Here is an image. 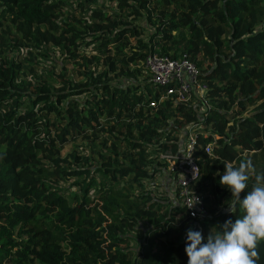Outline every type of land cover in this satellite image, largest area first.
I'll use <instances>...</instances> for the list:
<instances>
[{"label": "trees", "instance_id": "16d2710c", "mask_svg": "<svg viewBox=\"0 0 264 264\" xmlns=\"http://www.w3.org/2000/svg\"><path fill=\"white\" fill-rule=\"evenodd\" d=\"M150 53L192 61L206 103L163 97ZM187 127L197 221L146 184ZM249 159L264 173V0H0V264H187V229L242 215L219 180Z\"/></svg>", "mask_w": 264, "mask_h": 264}, {"label": "clouds", "instance_id": "9594fccd", "mask_svg": "<svg viewBox=\"0 0 264 264\" xmlns=\"http://www.w3.org/2000/svg\"><path fill=\"white\" fill-rule=\"evenodd\" d=\"M219 184L234 198L227 206L230 212L238 205L242 215L234 222L226 220L215 235L210 231L206 238L199 230L187 229V264H257L258 246L264 242V173L257 172L250 159L238 166L226 162ZM241 193L246 195L241 198ZM196 203L195 198L190 208Z\"/></svg>", "mask_w": 264, "mask_h": 264}, {"label": "built area", "instance_id": "2783aa9c", "mask_svg": "<svg viewBox=\"0 0 264 264\" xmlns=\"http://www.w3.org/2000/svg\"><path fill=\"white\" fill-rule=\"evenodd\" d=\"M148 75L150 82L155 87L164 90V96H173L176 102H182L191 95L201 102L206 103L204 97L206 86L198 78V70L194 63L184 55L179 58H170L156 53H150L139 63ZM150 105H153L151 102ZM207 107L202 106V109ZM210 151V145L204 147V152ZM167 153V152H164ZM160 154L168 162V173L171 175L172 192L189 216L194 221L208 218L209 214L203 204V196L191 191L190 186L198 174V165L194 156V134L191 127L183 133L179 149L176 154ZM174 163L173 165H170ZM171 189V188H170ZM195 198L198 203H195ZM195 213V215H193Z\"/></svg>", "mask_w": 264, "mask_h": 264}, {"label": "rangeland", "instance_id": "374dc122", "mask_svg": "<svg viewBox=\"0 0 264 264\" xmlns=\"http://www.w3.org/2000/svg\"><path fill=\"white\" fill-rule=\"evenodd\" d=\"M21 52H22V49L19 50V53H21ZM32 56L34 57L36 62H38V65H35L33 67L34 70H36V72H39L40 70L44 69L45 65H47L46 67L51 65L47 60L40 59L37 54H34V52L32 53ZM53 58L56 60V64H57L56 66L59 67L60 66V64H59V56L57 54H54ZM67 72H68V74L70 73V69L69 68L67 69ZM75 144H76V142H75ZM71 148H72V146L68 145V146L65 147L64 150L68 151ZM164 154H169V153L167 152V153H164ZM163 161L165 162V165H166L165 168L168 169V162H166L165 160H163ZM173 164L174 163H171L170 165H173ZM161 178H162V175L156 176L153 179V182H154L155 185H150L148 181H146V184L149 185V189L151 190L152 193H158L160 195H165L166 196V193L163 192L164 191L163 187L165 186V183H164L163 179H161ZM185 242H186V238L184 239V241L180 244V246L174 252V255H175V257H176V259L178 261H183L187 257L186 254H185V251H184V249L186 247V243Z\"/></svg>", "mask_w": 264, "mask_h": 264}, {"label": "crops", "instance_id": "0c3cea01", "mask_svg": "<svg viewBox=\"0 0 264 264\" xmlns=\"http://www.w3.org/2000/svg\"><path fill=\"white\" fill-rule=\"evenodd\" d=\"M164 174H165V175H164ZM168 176H170V178H171V175L168 173V171H167V170H164V173H163L161 179H163V181H164V183H165L164 188H165V189H166V188H171V190H172V187H171V184H172L171 181H172V180H171Z\"/></svg>", "mask_w": 264, "mask_h": 264}]
</instances>
